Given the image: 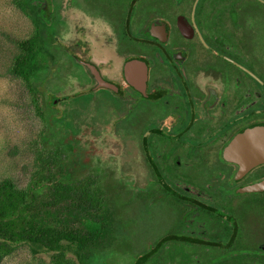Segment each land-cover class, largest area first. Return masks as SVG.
Returning a JSON list of instances; mask_svg holds the SVG:
<instances>
[{
  "label": "flooded vegetation",
  "instance_id": "obj_1",
  "mask_svg": "<svg viewBox=\"0 0 264 264\" xmlns=\"http://www.w3.org/2000/svg\"><path fill=\"white\" fill-rule=\"evenodd\" d=\"M33 5L49 135L130 208L135 264H264V158L229 153L264 126V0ZM91 134L113 140L111 163L92 162Z\"/></svg>",
  "mask_w": 264,
  "mask_h": 264
},
{
  "label": "trees",
  "instance_id": "obj_2",
  "mask_svg": "<svg viewBox=\"0 0 264 264\" xmlns=\"http://www.w3.org/2000/svg\"><path fill=\"white\" fill-rule=\"evenodd\" d=\"M33 1L13 0L31 19L35 33L17 40L21 53L11 72L33 93L48 132L35 145L36 168L27 188L11 180L0 182V260L29 246L34 255L51 254L52 264H89L115 244L118 222L116 210L110 208L115 202L106 195V187L94 183L97 177L86 176L87 161L76 160L65 138L54 142L49 135L50 106L45 101L46 113L42 111L37 84L48 80L51 43L46 30H36ZM71 253L77 262L68 257Z\"/></svg>",
  "mask_w": 264,
  "mask_h": 264
},
{
  "label": "rangeland",
  "instance_id": "obj_3",
  "mask_svg": "<svg viewBox=\"0 0 264 264\" xmlns=\"http://www.w3.org/2000/svg\"><path fill=\"white\" fill-rule=\"evenodd\" d=\"M34 33L31 19L14 5L13 0H0V182L11 180L22 189L27 188L36 168L35 145L41 140L40 136L48 132L47 122L36 109L33 93L23 79L11 72L15 58L21 53L17 40L26 39ZM69 83L64 92L58 93L59 96L72 93L80 87L79 80L74 76ZM48 87V80L37 84L39 104L45 113ZM91 136L93 142L89 141L88 147L90 151H97L93 152L96 155L92 157V162L98 158L111 163L113 140L99 134ZM82 145L87 146V142L82 141ZM95 167L98 168L97 165ZM110 208L116 210L118 222L114 231L115 244L108 251L96 254L89 264H135V251L129 246L125 233L131 226L130 208L118 202ZM68 257L77 262L72 253ZM0 264H52V257L49 253L34 255L29 246H22L1 259Z\"/></svg>",
  "mask_w": 264,
  "mask_h": 264
},
{
  "label": "water",
  "instance_id": "obj_4",
  "mask_svg": "<svg viewBox=\"0 0 264 264\" xmlns=\"http://www.w3.org/2000/svg\"><path fill=\"white\" fill-rule=\"evenodd\" d=\"M244 151L248 152L250 158H264V126L239 135L229 148V153L235 154L236 157H241Z\"/></svg>",
  "mask_w": 264,
  "mask_h": 264
}]
</instances>
